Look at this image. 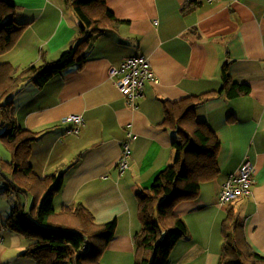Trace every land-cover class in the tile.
<instances>
[{
    "label": "crops",
    "instance_id": "1",
    "mask_svg": "<svg viewBox=\"0 0 264 264\" xmlns=\"http://www.w3.org/2000/svg\"><path fill=\"white\" fill-rule=\"evenodd\" d=\"M10 1L15 21L26 28L0 61L18 69L46 63L76 38L77 17L67 0ZM182 1L106 0L122 23L90 39L84 65H70L42 87L27 84L11 97L16 125L35 133L29 157L34 173L62 176L54 211L83 205L96 223L116 221L99 264H134L135 238L143 228L137 194L150 189L173 162V141L179 137L174 125L163 123L162 101L191 96L193 105L204 100L193 107L195 120L219 142L218 172L200 183L194 197L173 206L186 234L170 249L168 262L217 264L220 224L229 204L243 221L248 244L264 257V0H196L195 9L183 16ZM138 55L148 60L157 81L148 80L136 107H130L109 70ZM224 63L232 81L248 85V94L212 95L223 84ZM70 113L85 117L78 134L64 131L61 120ZM128 130L135 138L122 171L117 160ZM0 153L10 159L7 150ZM247 160L253 166L250 193L219 204L221 186ZM28 196L0 190V264H35L20 255L31 240L4 225L18 201L29 207Z\"/></svg>",
    "mask_w": 264,
    "mask_h": 264
},
{
    "label": "trees",
    "instance_id": "2",
    "mask_svg": "<svg viewBox=\"0 0 264 264\" xmlns=\"http://www.w3.org/2000/svg\"><path fill=\"white\" fill-rule=\"evenodd\" d=\"M67 1L78 19L76 38L56 59L23 69L0 61V127H3L0 140L10 154L9 160H0L6 177L2 181L4 191L12 188L31 198L29 207L18 201L4 225L31 240L20 255L31 258L35 264H99V257L116 227L115 220L94 222L83 205L54 211L53 198L62 187V176L40 177L34 173L29 157L35 133L17 126L11 110V97L23 86L32 84L40 88L68 66L80 68L87 58L90 39L122 23L108 9L106 0ZM197 5L196 0L182 1L180 15L191 13ZM14 10V2L0 0V55L15 45L26 28L15 21ZM221 73L223 84L212 95L223 94L232 99L249 93L248 85L230 79L226 63ZM195 101L194 96L175 102L162 101L163 123L174 125L179 137L173 141V162L158 174L150 189L137 194L143 228L135 238L134 264H169L170 249L186 234L185 223L174 213L173 206L181 199L194 197L200 183L213 179L218 172L219 142L207 126L195 120L193 107L204 100L198 99L193 105ZM220 234L222 254L217 264H264V257L248 244L243 221L231 204L225 208Z\"/></svg>",
    "mask_w": 264,
    "mask_h": 264
},
{
    "label": "built area",
    "instance_id": "3",
    "mask_svg": "<svg viewBox=\"0 0 264 264\" xmlns=\"http://www.w3.org/2000/svg\"><path fill=\"white\" fill-rule=\"evenodd\" d=\"M210 1V0H209ZM109 75L115 86L118 88L126 104L130 107L136 106V100L143 94L144 86L147 81L156 82V77L151 70L148 60L142 56L124 57L118 66H112ZM64 131L67 134H78L85 124V118L82 114L70 113L62 120ZM135 138V134L128 130L126 138L122 142L123 151L117 160L119 170L127 167V161L130 155V144ZM252 163L246 161L237 170V175L231 174L221 186L217 196L219 204H227L235 199L247 196L250 193L252 184ZM2 180V171L0 169V181Z\"/></svg>",
    "mask_w": 264,
    "mask_h": 264
},
{
    "label": "rangeland",
    "instance_id": "4",
    "mask_svg": "<svg viewBox=\"0 0 264 264\" xmlns=\"http://www.w3.org/2000/svg\"><path fill=\"white\" fill-rule=\"evenodd\" d=\"M224 4V3H223ZM77 23H78V19H77ZM98 34V33H97ZM97 34H95V36L97 35ZM85 124H86V121H85ZM85 126V125H84ZM1 141V140H0ZM1 144L3 145V143H2V141H1ZM4 146V145H3ZM3 146H1L0 145V150H2V151H5L6 150V148L5 147H3ZM0 160H4V156L2 155V153H0ZM1 169V168H0ZM1 171H2V169H1ZM4 178H6L5 177V175H4V172L2 171V180L0 181V190H4V186H3V179ZM11 188V187H10ZM11 190L13 191V194L15 195V191L11 188ZM10 190V191H11ZM29 197V196H28ZM30 198V197H29ZM31 199V198H30ZM235 200H237V199H235ZM235 200H233V201H235ZM6 202V201H5Z\"/></svg>",
    "mask_w": 264,
    "mask_h": 264
},
{
    "label": "clouds",
    "instance_id": "5",
    "mask_svg": "<svg viewBox=\"0 0 264 264\" xmlns=\"http://www.w3.org/2000/svg\"><path fill=\"white\" fill-rule=\"evenodd\" d=\"M110 76V75H109ZM110 78H112L111 76H110ZM143 92H144V90H143ZM121 94V93H120ZM143 95V94H142ZM141 95V96H142ZM122 96V95H121ZM141 96L139 97V98H141ZM124 98V97H123ZM136 103H137V101H136ZM136 107V106H135ZM83 115V114H82ZM85 118V117H84ZM62 123V122H61ZM85 125V124H84ZM74 135V134H73Z\"/></svg>",
    "mask_w": 264,
    "mask_h": 264
}]
</instances>
